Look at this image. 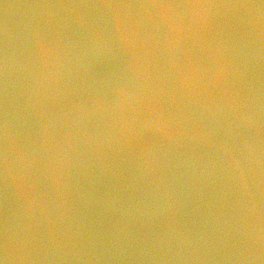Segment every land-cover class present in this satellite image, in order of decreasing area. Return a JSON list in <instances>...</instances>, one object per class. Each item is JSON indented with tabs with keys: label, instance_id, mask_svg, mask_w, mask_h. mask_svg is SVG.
Masks as SVG:
<instances>
[{
	"label": "water",
	"instance_id": "water-1",
	"mask_svg": "<svg viewBox=\"0 0 264 264\" xmlns=\"http://www.w3.org/2000/svg\"><path fill=\"white\" fill-rule=\"evenodd\" d=\"M0 264H228L182 0H0Z\"/></svg>",
	"mask_w": 264,
	"mask_h": 264
}]
</instances>
